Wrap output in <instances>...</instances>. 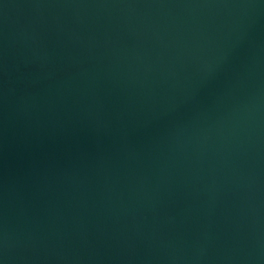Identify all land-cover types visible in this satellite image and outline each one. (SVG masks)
<instances>
[{"label":"water","instance_id":"95a60500","mask_svg":"<svg viewBox=\"0 0 264 264\" xmlns=\"http://www.w3.org/2000/svg\"><path fill=\"white\" fill-rule=\"evenodd\" d=\"M0 264H264V0H0Z\"/></svg>","mask_w":264,"mask_h":264}]
</instances>
